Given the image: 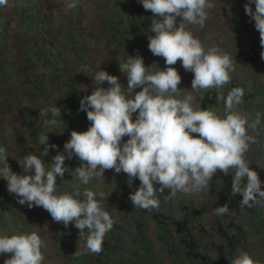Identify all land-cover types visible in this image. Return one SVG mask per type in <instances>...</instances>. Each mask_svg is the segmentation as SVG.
<instances>
[{
    "label": "rangeland",
    "instance_id": "obj_1",
    "mask_svg": "<svg viewBox=\"0 0 264 264\" xmlns=\"http://www.w3.org/2000/svg\"><path fill=\"white\" fill-rule=\"evenodd\" d=\"M211 2L214 7L207 10L205 26L187 24L186 28L200 40L205 50L215 47L230 56L235 67L230 73L231 82L223 88L196 92L191 89L194 74L185 71L178 61L174 67L182 76L179 87L193 95L194 110L213 109L222 117L225 103L220 97L226 98L234 87L244 89L243 103L232 111L247 118V136L251 140L244 158L264 182V59L261 58L264 48L260 45L255 22L245 12L248 0ZM252 8L254 11V3ZM152 19V13L145 11L138 0H78L77 7L71 9L66 0H8L6 6H0V146L6 148L14 172H23L17 160L29 152L39 155L43 151L44 146L38 143L37 137L47 130L42 127L45 117L39 116L40 109L59 107L64 121L50 130L49 143L58 147L50 149L48 156L43 157L47 164L58 152L64 151L71 131H86L90 126L86 112L79 111V107L81 98L91 94L96 72L104 69L118 76L126 87L127 78L120 72L119 62H124L128 55L143 56L145 65L152 72L167 67L164 58L154 56L148 48ZM180 19L177 18V23ZM104 87H108L107 82ZM257 120L259 123L253 128ZM80 164L75 157L65 161L70 170ZM234 171L230 169L225 175L218 170L207 187L198 192H177L183 203L193 202L203 213L207 227L216 216L212 215L215 212L213 206L221 204L220 192L233 181ZM125 176L114 169L106 170L104 176L93 178L86 186L74 180L69 172L63 178L57 177L58 193L75 195L77 191L82 193L85 187L104 193L102 202L114 223L98 254L86 248L84 239L79 240V230L74 225L65 227L63 223L54 222L42 207L20 205L17 197L8 192L3 178H0V234L37 232L45 245L42 248L43 264H131L128 259L134 252L137 258L132 264H184L183 258L176 253L178 249L170 244L173 237L162 235L163 227L154 215H146V218L135 215L146 221V227L142 224L140 228L128 222L131 220L128 215H123L124 220L121 215L112 216L120 205L118 192ZM252 207L264 219V200ZM232 216L237 217L238 223L240 216ZM228 217L222 225L225 230L230 221V215ZM194 219L199 226V215ZM123 222H126L125 228H122ZM243 229L246 237L242 239L235 236L232 229L223 236L225 243L230 239L231 244L238 239L241 242L233 257L228 260L225 255L227 264L243 252L264 264V226L255 225L249 229L245 225ZM210 232L222 235L219 224ZM198 234L200 231L186 229L184 238L189 242L197 239L199 247L192 251L204 254ZM218 245L210 251L215 259H221L222 255ZM229 251H232L231 247L225 244L223 252ZM7 258L8 254L0 255V264ZM186 264L191 263L187 261Z\"/></svg>",
    "mask_w": 264,
    "mask_h": 264
},
{
    "label": "clouds",
    "instance_id": "obj_2",
    "mask_svg": "<svg viewBox=\"0 0 264 264\" xmlns=\"http://www.w3.org/2000/svg\"><path fill=\"white\" fill-rule=\"evenodd\" d=\"M138 2L153 15L148 48L154 56L163 57L167 67L152 72L143 56L128 55L119 62V70L127 78L126 87L118 76L104 69L96 72L91 94L81 98L79 107V111L86 112L90 126L86 131H71L64 151L53 156L50 163L46 164L43 157L58 147L49 143L50 130L64 123L57 106L40 109L39 116L45 117L42 127L47 131H41L37 140L44 148L39 155L29 152L17 160L22 173L12 170L7 150L0 146V178L6 180L8 192L17 197L20 205L42 207L54 222L65 227L74 225L79 230V240L84 239L86 248L96 254L101 252L104 237L114 223L104 208V193L87 187L75 195L58 193L57 177L63 178L66 172L85 186L113 169L117 174L125 173L130 186L139 179L140 187L129 198L135 208L151 210L159 208L157 191L170 190L169 198L177 192H198L207 187L218 170L228 175L234 169L232 195H242L240 207L251 208L264 200V182L244 158L251 140L247 136V118L232 111L243 103L244 89L234 87L226 98L220 97L225 103L222 117L213 109L194 110L193 95L179 87L182 76L174 67L178 61L185 71L194 74L191 89L196 92L223 88L231 82L230 73L235 67L230 56L215 47L205 50L186 28L187 24L203 28L207 10L214 4L211 0ZM66 3L71 9L77 7L78 0ZM7 4L8 0H0V6ZM245 12L255 22L264 48V0H248ZM177 18H181L179 23ZM105 82L108 87H104ZM258 123L259 120L252 127ZM73 157L81 164L70 170L65 161ZM226 211V206L215 209L218 215ZM43 247L35 231L0 234V255L8 254L4 264H43ZM230 264L259 262L243 252Z\"/></svg>",
    "mask_w": 264,
    "mask_h": 264
},
{
    "label": "flooded vegetation",
    "instance_id": "obj_3",
    "mask_svg": "<svg viewBox=\"0 0 264 264\" xmlns=\"http://www.w3.org/2000/svg\"><path fill=\"white\" fill-rule=\"evenodd\" d=\"M123 173V172H122ZM121 174V173H120ZM222 181L224 177L221 178ZM223 184V183H221ZM232 184L233 181L230 183H227L226 190L223 192H220V200H222L220 205H214L213 207L216 209L221 206H226L227 211L221 215L216 214V212L212 213L214 216V219L210 220L209 226L205 224V217L203 216V213L200 212L195 206L193 202L183 203L181 195L176 194L174 197H170V193H167L170 190L165 189L163 193L157 191L156 198L159 201V208H154L151 210L139 208L133 205V203L130 200V194L140 187V181L139 179H136L131 186L128 183V177L125 176L124 179H121L120 181V188L118 194L119 198L118 201L120 203L119 207L115 212H113L112 216L114 215H121V219L124 220L123 215L130 216L131 220H128L129 223H135L136 227L140 228L143 227L142 224H145L144 227H146V221L139 220L135 217V215H140V218H146V215H154V219L158 221L160 226L163 227L162 235L164 236H172L171 243L174 247H176L178 250H176L177 255H180L183 258L184 264L189 261L191 264H223L225 262L226 264L229 263L226 261V257L228 256V260L233 257L236 254V251L238 247L240 246V239L234 240L233 244L231 239L229 242H224V235H227V230L230 231L231 229L235 231V236H240L241 239L245 236V232L243 229V226L248 225L249 229L250 227H254L255 225H261L264 226V219L260 218V213L255 210L254 207H240V201L242 200V195L236 194L235 196L232 195ZM159 188V186H157ZM223 188V187H222ZM229 198L228 200L226 198ZM206 207V206H205ZM208 209V207H207ZM230 214H229V213ZM112 213V212H111ZM145 215V216H144ZM199 215V223L197 226L195 223L194 216ZM230 215V221L226 224L227 230L224 229L222 225H224V220ZM237 215L240 216L238 223L236 222L237 217L232 216ZM243 215V216H241ZM254 215H257L256 218H254ZM219 218V219H217ZM229 218V217H228ZM148 223V222H147ZM219 224V231L222 232V235L216 234L213 235L211 231L214 230L215 225ZM142 225V226H141ZM206 225V226H205ZM124 226V227H123ZM122 228H125L126 222H123ZM135 227V226H134ZM135 227V228H136ZM186 229H190L191 231H200L199 235V242L201 243L204 254L199 252H193L192 249L195 247H199V243L196 241H188L184 238V231ZM122 235V233H120ZM243 235V236H242ZM209 238V241L205 242V239ZM134 239V237H132ZM175 240V241H174ZM196 242V243H195ZM218 242H220L221 245H218ZM225 244L227 246L231 247L232 251H229L227 254L223 252V249L225 248ZM190 246V249L188 247ZM218 245L220 252H221V259H215V257L210 253L211 250H213ZM115 254H116V250ZM113 258H115L113 256ZM137 258V253L134 252L133 255L128 259V263L134 262ZM117 259V258H115ZM135 259V260H134ZM193 259H197L199 262L196 263L193 261ZM118 260V259H117ZM115 263H117L115 261Z\"/></svg>",
    "mask_w": 264,
    "mask_h": 264
},
{
    "label": "trees",
    "instance_id": "obj_4",
    "mask_svg": "<svg viewBox=\"0 0 264 264\" xmlns=\"http://www.w3.org/2000/svg\"><path fill=\"white\" fill-rule=\"evenodd\" d=\"M81 262V261H80ZM137 264V263H136Z\"/></svg>",
    "mask_w": 264,
    "mask_h": 264
}]
</instances>
